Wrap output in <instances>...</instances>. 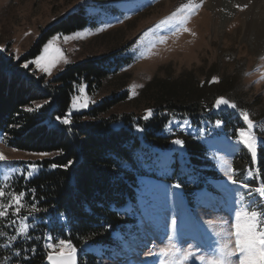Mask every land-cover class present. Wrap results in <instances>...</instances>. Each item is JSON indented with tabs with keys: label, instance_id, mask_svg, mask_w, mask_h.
Instances as JSON below:
<instances>
[{
	"label": "rangeland",
	"instance_id": "374dc122",
	"mask_svg": "<svg viewBox=\"0 0 264 264\" xmlns=\"http://www.w3.org/2000/svg\"><path fill=\"white\" fill-rule=\"evenodd\" d=\"M184 3L187 0H0V54L16 61L27 57L48 30L84 6L87 15L94 17L95 26L88 23L75 32L49 36L47 41L60 34L61 38L54 43L68 62L59 60L50 75L35 65L38 73L52 79L69 64L104 57L127 43L121 53L133 57V62L108 77L105 88L96 93H90L83 83L72 99L70 113L87 110L95 102L120 94L123 90L119 87L124 86L129 98L113 110L142 113L144 105L162 92L164 86H169L166 82L174 80L186 93H193L201 91L206 81L209 86L220 83L222 77L234 78L236 86L235 94L231 91L223 98H239L250 106L249 98L259 95L263 98L259 106L264 105V0H196L200 7L179 31L160 29L143 36ZM248 16L256 20V29L252 24L246 27ZM76 32L81 33L80 38L63 40V36ZM161 37L165 38L163 42ZM217 89L218 86H206L204 92H217L216 101L221 98ZM81 98L89 101L87 108H80ZM217 121L203 120L200 126H195L187 117L170 119L166 133L183 130L206 143L212 161L209 172L216 177H194L184 145L172 143L164 151L152 149L144 162L147 174L139 180L134 205L137 224L116 233L117 244L107 264H158V257L148 255L149 251L158 253L170 242L197 255H207L224 243L234 247V237L228 233L237 209L257 211L264 221V201L250 190L264 182L258 163L260 150L264 151V118L253 122L252 129L247 125L243 128L255 137L257 151L254 165L244 171L235 168V161L251 152L238 142V131L225 130L223 123L218 126ZM13 149L0 133V153L7 157L6 163L0 162V186H6L5 191L14 176L38 174L42 169L40 159L46 156ZM225 163L235 170L237 184L227 180ZM181 173L189 179L187 191L177 181ZM245 183L249 188L242 186ZM2 202L5 203V198ZM23 217L13 216L15 224L10 223L15 234L3 236L8 244L13 237L25 235L18 231L22 222L29 225L27 231L32 227L29 219L23 221ZM188 264L199 261L193 258Z\"/></svg>",
	"mask_w": 264,
	"mask_h": 264
},
{
	"label": "trees",
	"instance_id": "16d2710c",
	"mask_svg": "<svg viewBox=\"0 0 264 264\" xmlns=\"http://www.w3.org/2000/svg\"><path fill=\"white\" fill-rule=\"evenodd\" d=\"M88 23L95 26L96 21L81 6L48 30L27 57L16 61L0 54V133L15 149L47 153L40 159L42 169L38 174L10 179L6 193H25L20 215L28 216L32 227L8 244L3 236L15 234L10 223L14 215L9 212L0 218V264H46L52 251L46 245L59 240L81 248V264H107L117 244L116 233L137 224L134 205L139 180L147 174L144 162L152 149L167 150L174 139H181L193 176L216 177L209 172L212 161L206 143L183 130L166 133L170 119L187 117L195 126L203 120H218L225 130L236 132L247 125L242 113L247 112L252 122L264 118V105L259 106L263 98L259 95L249 98L250 106L229 96L236 108L215 110L217 92L208 94L204 88L218 86L220 97L231 91L235 94L234 78L223 77L220 83L210 86L206 81L201 91L193 93H186L174 80H166L169 86L149 100L142 113L113 110L129 98L125 86L119 87L123 90L120 94L95 102L87 110L70 113L72 99L83 83L90 93H96L105 88L108 77L133 62V57L121 53L128 43L104 57L69 64L52 79L38 73L34 64L27 69L22 65L41 53L52 34L75 32ZM149 109L152 115L145 120L144 111ZM67 114L70 124L57 119ZM259 154L264 180V151ZM252 165L250 154L235 161L240 171ZM187 180L182 173L177 175L186 191ZM8 199L6 196L5 203ZM32 205L38 210L32 211Z\"/></svg>",
	"mask_w": 264,
	"mask_h": 264
},
{
	"label": "snow or ice",
	"instance_id": "6c2138e0",
	"mask_svg": "<svg viewBox=\"0 0 264 264\" xmlns=\"http://www.w3.org/2000/svg\"><path fill=\"white\" fill-rule=\"evenodd\" d=\"M200 7L196 0H187V3L182 4L178 7L171 15L167 16L156 24L155 29H149L148 32L143 34L144 37L148 36L149 33L155 32L160 29H175L179 31L181 27L186 23L187 19L191 14ZM239 7V6H238ZM246 7V5H245ZM101 31L103 29H100ZM185 31L188 29L184 28ZM81 33L76 32L71 36H63V40L68 41L74 38H80ZM60 34L53 36L49 39L43 46V50L39 56L34 60L26 61L22 66L28 68L29 64L36 65L42 72L46 74H51V69L53 66L61 59H64L62 55V49L55 45V41L60 39ZM143 39V37H141ZM165 38L161 37L160 40L163 42ZM64 62L68 61L64 59ZM214 80L216 78H213ZM84 89L81 88V92ZM89 106V101L81 98L80 108H87ZM222 106H227L231 108H236L234 103L226 98H217L214 107L221 108ZM39 107V106H38ZM70 114L65 115V117H57L61 120L63 124H70L71 121L68 118ZM152 115V111L147 110L144 119L148 120ZM243 120L246 122L248 129L253 128V122L249 119L248 113H242ZM222 122L217 121L219 126ZM238 134L240 137L239 143L245 145L251 152L253 161L257 158L256 151V139L250 133L246 132L244 129H239ZM175 145H183L181 139H174L172 141ZM15 151V149H13ZM39 155H47V153H40ZM0 162H7V157L0 153ZM71 163V162H70ZM55 167V165H53ZM34 170V166H33ZM224 171L227 176V180L235 185L237 184L236 179H234V169L231 164L225 163ZM32 175V171L28 172V176ZM7 179V177H5ZM244 188H249L248 184L242 185ZM6 186H0V218H5L8 216L9 210L12 211L13 215H19L22 208L25 207L23 203V198L25 196L24 192L20 193H6ZM179 187V185H176ZM254 191L260 200L264 201V182L255 189H250ZM8 196L9 199L7 203L2 202L4 198ZM255 203V201H253ZM32 211H37L35 205L31 206ZM27 217H23V221H27ZM15 224V221H12ZM175 220L172 224L175 225ZM29 225L27 223L21 224L18 231L21 234H26ZM231 232L228 235L234 237V247L230 246L229 243H224L222 245H217L214 249H211L207 255H197L193 253L190 249L185 250L181 246L170 242L167 246L160 248L158 253H153L149 251L148 255H155L158 257V264H188L191 259H196L199 264H264V221L261 220V213L257 211H249L248 209L239 210L237 209L234 213L233 222L231 225ZM2 234V233H0ZM15 239V237H13ZM51 240V237L48 238ZM47 248L52 249L48 253V260L50 264H77L76 260V248L66 240H59L57 243H48ZM57 249L60 251L57 254H53Z\"/></svg>",
	"mask_w": 264,
	"mask_h": 264
},
{
	"label": "water",
	"instance_id": "95a60500",
	"mask_svg": "<svg viewBox=\"0 0 264 264\" xmlns=\"http://www.w3.org/2000/svg\"><path fill=\"white\" fill-rule=\"evenodd\" d=\"M74 247L77 250V253H76L77 264H81L80 263L81 249H80V247H78L76 245H74ZM57 253H58V251L54 252L53 254H57ZM47 257H48V255H47ZM46 264H50V261L48 260V258H46Z\"/></svg>",
	"mask_w": 264,
	"mask_h": 264
},
{
	"label": "bare ground",
	"instance_id": "6f19581e",
	"mask_svg": "<svg viewBox=\"0 0 264 264\" xmlns=\"http://www.w3.org/2000/svg\"><path fill=\"white\" fill-rule=\"evenodd\" d=\"M228 7H229V5H228ZM229 10L231 11L232 10V8H231V6L229 7ZM227 16V15H226ZM228 17V16H227ZM245 21L247 22V26L246 27H248V26H251L250 24H252V26H254V29H256V27L258 26V24H256V20H254V19H250V17L248 16V18L247 19H245ZM258 21V20H257ZM260 21V20H259ZM263 21V20H262ZM261 23V22H260ZM261 25V24H260ZM259 25V26H260ZM259 28V27H258Z\"/></svg>",
	"mask_w": 264,
	"mask_h": 264
}]
</instances>
